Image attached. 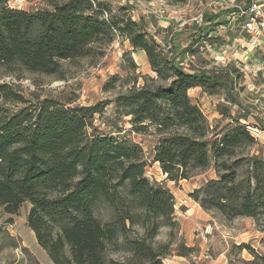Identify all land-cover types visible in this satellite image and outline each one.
Segmentation results:
<instances>
[{"label":"trees","instance_id":"trees-1","mask_svg":"<svg viewBox=\"0 0 264 264\" xmlns=\"http://www.w3.org/2000/svg\"><path fill=\"white\" fill-rule=\"evenodd\" d=\"M10 1L29 0H0V67L56 76L63 61L100 57L115 31L127 34L156 78L145 76L142 85L117 95L116 114L129 117L131 131L153 128L152 162L166 180L214 168L217 179L190 194L203 210L259 222L264 159L241 153L257 145L256 138L238 120L209 136L205 116L188 96L197 86L211 93L212 77L187 73L163 57L153 37L125 15L126 7L118 9L124 15L117 22L100 0H40L42 7L31 11L11 8ZM1 99L26 102L7 83L0 84ZM72 102L44 99L14 113L0 109V213L15 215L29 203L27 226L53 264H163L171 241L154 239L160 227L177 225L173 195L145 177L147 159L121 135L123 127L111 125L106 133L94 126V115L110 102L68 107ZM237 249L264 264L249 245ZM188 250L179 246V256Z\"/></svg>","mask_w":264,"mask_h":264},{"label":"rangeland","instance_id":"rangeland-1","mask_svg":"<svg viewBox=\"0 0 264 264\" xmlns=\"http://www.w3.org/2000/svg\"><path fill=\"white\" fill-rule=\"evenodd\" d=\"M119 22L120 7H126L125 15L141 27L159 45L163 57L187 73L207 74L217 82L212 92L201 86L188 90V96L205 116L210 135L222 132L235 121L248 125L258 144L241 153L257 154L264 159V82L257 67L264 64V54L254 49L257 61L247 60L239 49L246 37L241 29L242 19L236 16L238 8L245 9L255 0H100ZM11 8L25 11L37 10L40 0L10 1ZM109 15V14H108ZM109 18V16H107ZM121 25V24H120ZM232 54L233 58L227 60ZM250 53H247L249 55ZM245 59V60H240ZM62 71L56 76L28 72L8 73L0 67V84L7 83L11 91L26 102L0 100V109L14 113L29 104L51 99L68 107L93 106L110 102L102 114H96L92 123L100 131H111V125L123 127L121 135L139 145L147 159L145 177L151 182L162 183L174 197L175 229L159 228L156 244L171 241L163 264H262L253 260L247 250H238L241 244L249 245L264 256V215L253 218L239 217L227 220L217 211H205L190 194L207 181L217 179L213 167L195 171L185 180H166L159 163H153V150L157 136L153 128L147 132L131 131L129 117L116 114L112 102L117 95L130 87L143 84V77L156 78L143 51L134 48L127 34L115 31L111 44L103 48L100 57H85L75 61H63ZM134 65V66H133ZM264 66V65H263ZM116 78L115 80H111ZM110 88L106 89L105 85ZM242 177L246 173L240 171ZM29 203H24L15 215L1 212L0 264H53L40 248L34 233L27 226ZM106 218L107 211L100 210ZM179 246L189 248L181 261ZM116 258L118 255H112Z\"/></svg>","mask_w":264,"mask_h":264},{"label":"built area","instance_id":"built-area-1","mask_svg":"<svg viewBox=\"0 0 264 264\" xmlns=\"http://www.w3.org/2000/svg\"><path fill=\"white\" fill-rule=\"evenodd\" d=\"M236 16L242 19L241 29L246 37L242 39L239 49L263 50L262 40L264 38V0H255L249 2L245 9L238 8ZM237 51L233 53L237 56ZM259 107L264 104L259 102Z\"/></svg>","mask_w":264,"mask_h":264},{"label":"crops","instance_id":"crops-1","mask_svg":"<svg viewBox=\"0 0 264 264\" xmlns=\"http://www.w3.org/2000/svg\"><path fill=\"white\" fill-rule=\"evenodd\" d=\"M262 45H263V47H264V38H263V40H262ZM255 52H257V51H255V50H253V49H250V50H248V51H245V52H242V54H237V56H238V58L240 57V55H243V56H245L246 58H247V60H253V61H257V63H260V61H258L259 60V58L257 57V56H254L255 55ZM260 52L262 53V54H264V52H263V50L261 51L260 50ZM247 53H250L249 55H247ZM228 59L227 60H229L230 58H235V57H233L232 56V54L230 55V57H227ZM235 60V59H234ZM240 60H245V59H241L240 58ZM260 66L259 67H257V69L256 70H258V72H259V74L260 75H262V76H264V64H259ZM258 88H263L264 89V82L262 83V84H260L259 86H258ZM177 258H179L181 261L183 260V257H181V256H177ZM171 264H176L177 263V261H176V263H173V262H170Z\"/></svg>","mask_w":264,"mask_h":264}]
</instances>
